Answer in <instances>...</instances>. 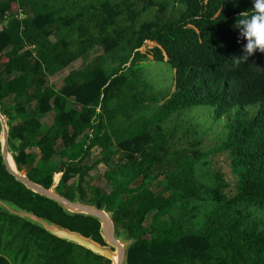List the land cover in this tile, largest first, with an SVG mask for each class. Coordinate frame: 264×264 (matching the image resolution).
I'll use <instances>...</instances> for the list:
<instances>
[{
	"label": "trees",
	"instance_id": "1",
	"mask_svg": "<svg viewBox=\"0 0 264 264\" xmlns=\"http://www.w3.org/2000/svg\"><path fill=\"white\" fill-rule=\"evenodd\" d=\"M171 4L181 14L166 20ZM253 6L254 0H0V21L31 11L0 32V110L17 164L46 188L62 173L60 194L114 211L118 230L137 241L128 264H264V52L233 60L247 55L234 24ZM147 42L157 45L153 59L141 52ZM98 47L104 54L85 70L73 67ZM164 65L175 71L167 82L159 77ZM70 68L57 90L50 78ZM250 106L260 109L248 119ZM198 107L221 122L217 153L227 152L236 176L232 197L209 167L205 154L212 152L202 151ZM50 114L53 126L45 131ZM114 149L121 162L102 176L106 186L90 182L89 195L91 171L110 165ZM95 150L104 157L93 163ZM160 178L172 199L152 191ZM0 200L104 245L97 220L69 216L16 181L1 146ZM0 264L111 263L0 212Z\"/></svg>",
	"mask_w": 264,
	"mask_h": 264
},
{
	"label": "water",
	"instance_id": "2",
	"mask_svg": "<svg viewBox=\"0 0 264 264\" xmlns=\"http://www.w3.org/2000/svg\"><path fill=\"white\" fill-rule=\"evenodd\" d=\"M0 146L1 157L7 172L15 178L16 181L24 185L27 190L55 202L64 212L72 217H85L97 220L100 225V235L104 245L95 242L92 238H86L78 232H73L63 228L29 212L23 210L13 203L0 200V212L7 213L12 216L20 217L27 222L38 226L45 230L48 234L63 240L69 244L80 246L94 255L103 257L111 264H128L129 250L136 244V240L130 237L126 231H119L115 222V212L108 210L107 207H99L97 204L82 201L81 197L76 196L75 200H71L59 193L62 176L54 177L53 185L46 188L30 180L27 175L20 170L15 159L16 154L10 147V128L6 116L0 110Z\"/></svg>",
	"mask_w": 264,
	"mask_h": 264
},
{
	"label": "rangeland",
	"instance_id": "3",
	"mask_svg": "<svg viewBox=\"0 0 264 264\" xmlns=\"http://www.w3.org/2000/svg\"><path fill=\"white\" fill-rule=\"evenodd\" d=\"M181 10L182 9L180 6L171 4L165 16L166 20L176 19L178 16H180ZM154 46H155L154 43L147 42L144 45V47L141 49V52L143 54H147L148 56H150L151 59H153V55L151 52L153 51ZM103 54H104V50L101 47H98L93 52L89 53L87 56H85L84 58L76 62L73 67L78 70H85L87 66H89L90 63L95 60L96 57L102 56ZM143 66H145V63H143ZM158 69L160 71L159 77L164 82H167L168 79L171 77V75H173L174 77V72L167 66L165 65L159 66ZM69 71H71V68L67 70L66 72H62L61 74H58L50 78L51 83L55 86L57 90H59L63 86L64 84L63 80L68 75ZM156 72H158V70H156ZM153 82L156 88L160 89V79L157 76H155ZM173 92H174V89L172 90V93ZM110 107H113V106L111 105ZM69 108H73V104H70ZM249 111L251 112L253 111L254 113L257 111V108H253ZM198 112H200V115H197ZM193 115L198 116L200 119L199 121L201 122L200 126H202V135H203L202 151L204 153L210 152V151L212 152V153L205 154L206 160L207 162H209V167L216 174H218L219 176H222L223 182L230 186V188L226 190V193L228 194L227 197H232L236 193V184H237L236 176L232 172L230 159L228 158L227 152L221 151L217 153V148L221 144V141H222L221 132L223 131V128L221 126V122L213 121L212 116H211V111L210 109L206 107H198V109H196V113L195 114L193 113ZM184 117L186 118V116ZM43 125H44L45 131L49 130L53 126V115L50 114L46 116L43 119ZM169 127L171 128L172 126L170 125ZM14 130L17 132H19L20 130L23 131V127L15 126ZM177 137H180V135H177ZM12 144H13V147H16V145L18 144L15 138H12ZM182 146L183 145H181V147ZM109 156L112 160L110 162V165H107L104 163V164H101L95 167L93 171H91L90 177L87 180L86 184L84 185V189L89 195H92L90 193V191L92 190L90 182H92L93 185H97V184L99 185L101 183V185L106 186L104 181L101 180L102 176L106 173L108 168L113 167L114 165L121 162L120 153H118L116 149L111 151ZM103 157L104 156L102 155L101 150H95L92 154L93 163L98 160H102ZM24 173L28 176L27 172L24 171ZM167 186H168V180L165 178H160L158 181L153 183L152 191L158 197H164L165 199H172V190L171 188H167ZM105 190L107 192L111 191V189L108 187H106ZM89 199H90V196H89ZM179 217H180V214L177 212L170 219L172 221H176ZM150 222H151V219L148 220L146 225L148 226ZM120 231L121 232L125 231V229L120 227Z\"/></svg>",
	"mask_w": 264,
	"mask_h": 264
},
{
	"label": "clouds",
	"instance_id": "4",
	"mask_svg": "<svg viewBox=\"0 0 264 264\" xmlns=\"http://www.w3.org/2000/svg\"><path fill=\"white\" fill-rule=\"evenodd\" d=\"M30 13H31L30 8H25L24 10H19L15 13H7L3 17V20L0 21V23H5L4 19L7 15H10L9 21H11L12 19L22 21L30 17L29 16ZM9 21L5 23L4 29L6 28ZM234 28L238 29L240 33V37L246 39L247 41V43L244 45V52L247 55L243 57L234 58L233 60L235 63L238 64L241 60H246L248 56L255 53L256 50H259L260 52H264V0H254V6L251 9V12L243 11L239 13L236 22L234 24ZM4 29L2 31H4ZM156 46L157 45L155 44L154 47ZM164 55L166 56L167 59V55L165 52ZM253 108H257V111L254 113L253 111L252 112L249 111ZM259 109L260 108L258 106H250L249 108L244 109V113L247 115L248 119H251L254 118L259 113ZM55 175H59L63 177L62 173H56Z\"/></svg>",
	"mask_w": 264,
	"mask_h": 264
},
{
	"label": "built area",
	"instance_id": "5",
	"mask_svg": "<svg viewBox=\"0 0 264 264\" xmlns=\"http://www.w3.org/2000/svg\"><path fill=\"white\" fill-rule=\"evenodd\" d=\"M17 18H18V16H17ZM19 18H21V17H19ZM4 20H5V23L8 22L10 20V15H7ZM5 23H0V31H2L4 29Z\"/></svg>",
	"mask_w": 264,
	"mask_h": 264
},
{
	"label": "bare ground",
	"instance_id": "6",
	"mask_svg": "<svg viewBox=\"0 0 264 264\" xmlns=\"http://www.w3.org/2000/svg\"><path fill=\"white\" fill-rule=\"evenodd\" d=\"M56 178H59V175H57V177Z\"/></svg>",
	"mask_w": 264,
	"mask_h": 264
}]
</instances>
